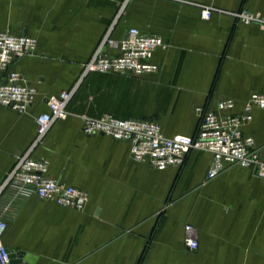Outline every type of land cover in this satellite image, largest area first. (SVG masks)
Returning a JSON list of instances; mask_svg holds the SVG:
<instances>
[{
	"label": "crops",
	"instance_id": "1",
	"mask_svg": "<svg viewBox=\"0 0 264 264\" xmlns=\"http://www.w3.org/2000/svg\"><path fill=\"white\" fill-rule=\"evenodd\" d=\"M124 1L0 0V30L37 40L35 54L12 65L36 89L33 104L22 115L0 105V180L35 139L48 98L77 83ZM198 5L222 12L203 20ZM242 9L264 19V0H129L112 37L131 28L161 37L166 47L152 60L159 70L92 73L81 83L34 157L89 200L80 212L35 195L1 197L3 242L25 252L22 264H264V179L240 167L209 179L213 156L199 150L182 166L158 170L135 161L129 143L83 132L84 117L109 114L153 119L167 137H192L198 109L224 99L241 115L252 95H264V28L228 13ZM243 132L264 160V109H252ZM186 225L196 230V250L185 244Z\"/></svg>",
	"mask_w": 264,
	"mask_h": 264
},
{
	"label": "built area",
	"instance_id": "2",
	"mask_svg": "<svg viewBox=\"0 0 264 264\" xmlns=\"http://www.w3.org/2000/svg\"><path fill=\"white\" fill-rule=\"evenodd\" d=\"M128 2L124 1L91 58L83 64L77 83L71 89L48 98V111L36 117L35 139L25 152L17 156L13 167L0 180V199L7 192L15 197L35 195L62 207L80 212L85 210L88 194L50 177L48 163L35 158L34 152L52 127L68 116L70 102L90 74L114 73L139 77L159 70L152 60L158 49L166 47L161 37L144 35L136 28L129 29L118 41L112 37ZM198 6L203 20H210L215 12H222L211 5ZM228 13L242 24L258 23L264 28V19L253 11L242 9ZM36 49L35 38L0 30V105L21 115L28 112L37 91L22 82L21 74L12 70V65L16 58L34 55ZM234 108L232 99L218 101L214 109L199 108L198 129L192 137H167L161 125L153 119H121L109 114L99 118L84 117L83 132L129 143L135 161L148 160L158 170L182 166L191 151L199 150L213 156L209 179L216 178L231 167L250 169L257 177L264 179V160L255 139L243 132L244 124L252 119V109H264V95H252L241 115L230 114ZM7 226L4 215L0 214V264H12L9 249L3 242ZM185 230L188 233L186 246L191 250L198 249L195 228L186 225Z\"/></svg>",
	"mask_w": 264,
	"mask_h": 264
},
{
	"label": "water",
	"instance_id": "3",
	"mask_svg": "<svg viewBox=\"0 0 264 264\" xmlns=\"http://www.w3.org/2000/svg\"><path fill=\"white\" fill-rule=\"evenodd\" d=\"M9 253H10V258H11L12 264H22L23 263V258L25 256L24 251L13 252V251L9 250Z\"/></svg>",
	"mask_w": 264,
	"mask_h": 264
}]
</instances>
